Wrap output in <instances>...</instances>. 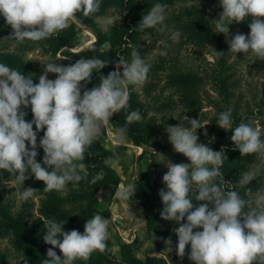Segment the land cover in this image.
<instances>
[{
    "label": "clouds",
    "instance_id": "1",
    "mask_svg": "<svg viewBox=\"0 0 264 264\" xmlns=\"http://www.w3.org/2000/svg\"><path fill=\"white\" fill-rule=\"evenodd\" d=\"M223 11L216 21L215 32H229L228 25L251 18L250 33L236 34L228 40L229 50L234 53H251L256 59L264 60V0H220ZM100 0H0V15L12 29L9 37L18 43L25 40L39 41L50 38L79 23L77 13L90 17L98 12ZM167 5L155 4L142 17L136 27L139 31L154 29L164 32ZM111 21H104L107 30ZM179 42V33L171 37ZM165 43V42H162ZM170 47L165 43V48ZM166 56V51L159 53ZM131 62L120 57L116 69L101 76L99 86L85 89L81 94V82H91L93 70H100L108 61L99 58L79 59L74 64L63 66L48 62L39 83L31 78L0 64V169L7 171L23 184L29 177L43 181L45 192H63L69 182L78 184L85 179L84 153L93 142L100 140L102 128L110 117L129 108V86H142L151 65L145 63L135 48ZM123 67V72L119 71ZM48 73L58 74L49 79ZM22 106H31L33 119L26 122L27 113ZM126 124L141 121L138 110L126 116ZM219 127L231 128V109L221 112L217 119ZM35 125V130L33 129ZM191 128L168 126V139L177 153L183 154L190 163L168 162V171L163 175L166 185L159 190L163 208L160 216L174 221L178 237L177 254L183 258L186 245L190 243L188 258L195 264H264V196L257 197V207H247L249 201L240 197L236 190L225 191L220 168L224 162L222 151H213L198 142L196 130L201 127L198 120L190 121ZM43 136L37 143V133ZM127 128L116 130L114 145L119 146L126 138ZM261 131L249 123H240L230 137L241 156L259 153L264 160V141ZM30 145L28 147L26 145ZM44 152L43 161L37 162V148ZM112 158L105 164L111 166ZM151 163V162H150ZM43 164V166H42ZM211 165V167H209ZM50 169V170H49ZM259 169L244 175L237 185L248 184ZM19 173V175H16ZM220 177L219 183H214ZM102 176L91 181L95 184ZM193 186L196 191L193 192ZM34 189L22 191L20 198L29 200ZM132 184L122 185L115 197L129 200L135 193ZM198 192V194H197ZM206 201L194 207L192 200ZM209 204L214 205L209 208ZM245 209H247L245 211ZM186 218V222L185 221ZM54 220H43L46 234L43 240L52 245L47 249V259L42 264H73L75 260L87 261L95 251L103 253L109 238L108 220L96 214L84 225V232L64 231L63 224ZM202 231H193L201 229ZM58 234L62 240L57 238ZM171 244V240L166 241ZM58 248L62 256L54 250ZM27 264V262H25Z\"/></svg>",
    "mask_w": 264,
    "mask_h": 264
},
{
    "label": "trees",
    "instance_id": "2",
    "mask_svg": "<svg viewBox=\"0 0 264 264\" xmlns=\"http://www.w3.org/2000/svg\"><path fill=\"white\" fill-rule=\"evenodd\" d=\"M167 1L170 0H100L98 12L90 17H84L82 13L78 12L76 14L77 18L87 25L94 26L93 18L104 15L111 7H119L124 11L125 20L121 25H113L107 30L93 28L95 40L87 46L76 49L68 48V45L75 39L76 23H71L69 27L50 38L39 41L25 40L23 43H18L15 39L9 37L12 29L6 24L3 16L0 15V39L4 42L0 47V64L19 71L22 75L33 80L40 66V61L36 57H27V54L36 46H40L43 51H48L54 56L57 53L61 54L57 63L63 66L74 64L79 59L99 58L108 61V63L99 71L93 70L91 82L85 84L86 89L99 86L101 76L106 77L109 72L117 70L116 62L119 61L120 57L129 63L131 62L133 48L139 51L142 59L145 57V49L140 47L142 37L151 34L153 29L139 31L136 27L152 6ZM184 1H192L193 3L186 4L177 13L175 11L171 12V20H176L173 23L174 30L180 32L182 39H179V41L181 43H190L195 47H207L209 44H214L218 53L215 79L219 83L222 97L218 101L208 102L211 106V114L205 115L207 111L202 108L207 104L203 103L200 92L204 84L202 75L195 68L182 67L179 61L175 59L170 62L171 67L168 65L169 68L164 74V87L171 88L169 93L163 95L162 91L154 92L159 82L156 79H147L141 90L137 86L130 85L129 108L122 109L120 113L114 114L110 117L109 122L117 129L126 127V137L132 143L141 145L147 143L149 138L158 132L160 123H157V113H168L171 110L179 109L181 114L192 118L204 114L205 118L203 119H210L209 132H214V137L207 147L213 151H222L224 155L220 172L227 183L222 184L221 187L225 191L236 190L241 198L249 201L247 207L255 208L257 204L254 202V198L264 192V163L257 165L261 158L259 153L241 156L239 149L235 148L230 137L233 129L242 122L249 123L255 128L254 120L260 117V123L262 124L264 122V107L259 104L255 111L231 112V128L225 130L218 126L216 121L219 114L229 109L225 96L227 83L222 77V72H225L229 67L231 68L233 63H229L231 51L228 44V40L233 38L229 35L231 24L228 25L229 32L227 34L215 32V20L218 19L207 10L206 3H218L220 0ZM261 19H264V17ZM250 23V17H246L245 20L241 21L243 32L250 33ZM13 42H16L15 45L9 47V44ZM104 43H108L110 48H102L101 45ZM162 63H165V59L160 57V60L150 64L149 71L159 69ZM257 63L264 68V60L257 59ZM119 71L123 72L122 66ZM142 92L143 94H141ZM141 95L147 98V101L143 100ZM21 110L27 113L25 116L26 122H30L33 119L31 107L24 108L22 106ZM135 110L140 112L141 121L126 124V116ZM33 129L35 130V125H33ZM42 136L43 131L37 133L38 144ZM260 138L262 140L263 137ZM199 143L202 144V142ZM27 146L30 147V145ZM144 151L145 149L140 154ZM37 152L36 160L42 163L43 149L38 147ZM150 155H153V153H150ZM84 156L85 159L82 163L85 164V169L80 174L83 176L86 173V178L78 184L69 182L64 193L45 192L43 190L45 187L44 182L35 179L30 172L26 173V176L29 177L25 180L26 182L35 179L34 192L44 193V196L40 198V205L36 209L34 208L35 202L31 198L27 201L21 200L18 207L13 209L12 203L5 201L0 194V236H8L11 239L13 245L21 250L27 264H42V261L47 259V249L53 247L43 240V236L46 234L43 220L51 219L61 224L65 221L62 226L64 231L78 230L81 233L84 230L86 221L98 211L97 191L108 184L117 185L120 182L119 173L112 165L105 164L107 158L113 159L114 151L104 144L101 138L86 149ZM151 160L154 162L153 164H156L155 159L151 158ZM251 168L253 171L259 169L258 174L248 184L238 186L239 179ZM98 175L102 176V179L92 184L91 181ZM219 182L220 177H217L214 183ZM132 185L136 187V190L130 199L141 206L147 230L155 231L158 235L157 244H163L175 234V228L179 227L174 221L164 220L160 216L163 204L159 196V190L162 188L166 190V185L161 183L156 176L151 178L145 170L138 171ZM195 191L196 188L193 186V192ZM192 202L194 207H198L201 203H207L206 201H196L194 199ZM213 207L214 205L209 204L210 209ZM76 208L78 211L75 213L73 210ZM183 222H186V218ZM57 238L62 240V236L59 234ZM136 249L137 243L135 241H122L120 243L119 258L109 253L90 259L88 264H195L194 261H190L188 258L190 243L186 245L183 258L177 254V250L171 254L169 259H166L155 254L139 256ZM54 250L57 255L62 256L58 248ZM0 264H11L2 252H0ZM18 264H25V262Z\"/></svg>",
    "mask_w": 264,
    "mask_h": 264
},
{
    "label": "rangeland",
    "instance_id": "3",
    "mask_svg": "<svg viewBox=\"0 0 264 264\" xmlns=\"http://www.w3.org/2000/svg\"><path fill=\"white\" fill-rule=\"evenodd\" d=\"M192 3V1L184 0H170L163 3L162 5H167L165 10L166 19L164 22L167 25V29L164 32H157L153 29L151 34L142 37L140 47L141 49H145V57L143 58L145 63L151 64L154 61L160 60V57L165 59V63H162L159 69L157 68L148 72L147 79H156L159 81L154 92L162 91V94L166 95L171 91L170 87H164V74L169 68L168 65L171 67V61L176 59L182 67H192L198 70L204 79V84L200 89L203 98L202 101L205 105L207 104L202 109L207 111L205 115H210L211 106L208 102L218 101L222 97L219 90V83L215 79L218 53L216 52L214 44H209L207 47H195L190 43H181V41L174 43L171 39L173 33H179V39H182L180 32L174 30L173 23L176 22V20H171V12L175 11L177 13L182 7H185L186 4ZM206 6L207 10L212 13L215 18H220V13L223 11L220 2L206 3ZM124 20V11L119 7H111L104 15L93 18L94 26L87 25L78 19L79 23H76L77 32L75 39L68 45V48L76 49L90 44L96 38L93 28L102 29L104 21L112 22L106 26L109 28L113 25H121ZM238 33L246 36L248 35V33L242 31L241 22L237 23L233 21L231 23L229 35L230 37H234ZM162 42L167 43L170 47L165 48V43ZM3 43L4 42L0 39V47ZM15 43L16 42L9 44V47H13ZM101 47L110 48L108 43H104ZM161 51H166L167 55H160L159 53ZM28 56L36 57L40 61L37 74L33 78V83L35 84L39 83V77L44 71V64L48 62L58 64L57 61L59 57H61V54L57 53L54 56L48 51H43L40 46H36L33 50H30L27 54V57ZM230 62H233L231 64L232 67L222 72V77L227 83L225 96L231 112L245 113L250 110L255 111L259 104L264 107V68L257 63L255 56L251 53L244 54L241 52L234 54L231 52L229 57V63ZM57 75L58 74L55 73H48V78L55 79ZM81 84V94H83L86 85L84 82H81ZM137 87L139 90L142 88V86ZM141 94H143V92ZM141 96L143 100L147 101V98L143 95ZM212 108H214V106H212ZM205 115L201 114L192 118L185 114H181L179 109L171 110L168 113H157V123H160V128L156 134L149 138L147 143L141 145L132 143V141L126 137L123 143L119 144V146H115L113 141L117 128L110 122L107 126L102 128L101 140L114 151V157L112 159L114 163L112 167L120 175V182L117 185L108 184L100 188L96 193L98 211L95 212L93 216L99 214L104 219L108 220L109 238L106 241V250L103 253L95 251L87 261L75 260L73 264H88L90 259L109 253L119 258L120 243L122 241H135L137 243L136 251L139 256L155 254L166 259L170 258L171 254L177 249L178 237L176 233L169 238L171 240L170 245L166 242L158 245L157 233L155 231H148L146 228V221L141 206L132 199L120 200L116 198L115 191L122 185L126 186L132 184L139 170L147 171L151 178L156 176L159 181L164 184L162 178L168 171L167 163L169 161L172 163H190L187 157L174 150L173 145L168 139L169 133L166 131V128L168 126L177 125L191 128L188 122L190 123L192 119H196L201 125V127L196 130L198 142H202V144L207 146L210 140L213 139L214 132H209L210 119H203ZM260 119V117L256 118L254 124L255 128L261 131V136L263 137L262 141H264V122L261 124ZM143 149H145V151L140 154ZM150 153H153V155H150ZM151 158L155 159L154 161L156 164H153L154 162H152ZM263 163L264 160L260 158V162L257 163V165H262ZM252 171L251 168L248 172L244 173V175ZM34 182L35 179H32L29 182L24 181L23 184H21V182L10 173L0 169V194L5 201H10L12 203L13 209H16L20 204V194L24 189H34ZM64 192H66V189L63 190V193ZM259 195L264 196V192ZM43 196V192H34L31 199L35 202V209L39 207L40 198ZM257 197L258 195L254 198L256 204ZM77 211V208L73 210L75 213ZM198 230L202 231V228L194 229L193 231L195 232ZM83 232L84 230L81 231V233ZM0 252L5 255L11 264L27 262L21 250L13 245L8 236H0ZM253 264H256V262H253Z\"/></svg>",
    "mask_w": 264,
    "mask_h": 264
}]
</instances>
